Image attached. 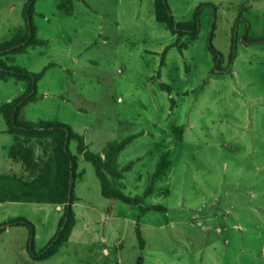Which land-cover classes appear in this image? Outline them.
I'll return each mask as SVG.
<instances>
[{"label": "rangeland", "instance_id": "374dc122", "mask_svg": "<svg viewBox=\"0 0 264 264\" xmlns=\"http://www.w3.org/2000/svg\"><path fill=\"white\" fill-rule=\"evenodd\" d=\"M27 2L0 0V42L25 30ZM167 2L176 25L197 16L194 39L158 20L156 0L36 1L33 22L47 44L10 61L32 74L46 70L38 101L20 119L66 124L93 153L133 137L118 154L123 176L113 184L165 210L141 214L103 197L72 140L83 172L73 206L81 238L35 261L29 227L8 226L0 232V264H264V0ZM28 88L0 80V176L24 173L10 165L15 140L1 110ZM165 152L171 166L153 179ZM64 212L58 204L0 203V224L29 221L39 252ZM112 213L114 220L102 215Z\"/></svg>", "mask_w": 264, "mask_h": 264}, {"label": "trees", "instance_id": "16d2710c", "mask_svg": "<svg viewBox=\"0 0 264 264\" xmlns=\"http://www.w3.org/2000/svg\"><path fill=\"white\" fill-rule=\"evenodd\" d=\"M37 0H28L24 9L26 28L11 40L0 42V80L14 78L18 81H26L28 90L18 99L3 105L2 114L8 122L9 134L14 136L9 158L23 168V174L17 175L14 171L0 176V203H50L64 206L58 230L48 245L39 252L34 250V226L23 218L14 219L6 224L0 225V232L8 226H26L31 231L30 254L35 261L49 259L57 254L71 237L76 218L73 206L76 201L75 187L81 179L83 172L78 173V157L70 152L69 146L72 140L77 141V153L85 161L91 163L96 175L101 182L102 196L122 201L128 205L140 207L145 214L149 211H164L159 205L143 206L142 198L131 197L119 190L113 183L122 179L123 174L118 169V154L133 140L127 138L121 142L107 144L100 153H93L88 149L85 139L76 133L70 126L63 123H51L48 121L27 122L20 119L24 106L37 102L39 99L37 83L42 78L45 70L39 74H32L19 65L11 62V57L24 54L33 46H43L47 42L38 38L37 29L33 22L35 14V3ZM158 20L168 25L174 35H190L194 39L199 33V21L196 16L192 22L175 24L170 13L167 0H156ZM216 54V60L221 63V55L212 48ZM182 134L181 129H176ZM130 164L125 170L130 169ZM171 166L170 154L165 152L161 155L157 170L153 179L166 174ZM154 181L145 191L148 196L154 191ZM71 192V196H70ZM141 247L144 242L140 230H137ZM138 264H142L139 258Z\"/></svg>", "mask_w": 264, "mask_h": 264}, {"label": "crops", "instance_id": "0c3cea01", "mask_svg": "<svg viewBox=\"0 0 264 264\" xmlns=\"http://www.w3.org/2000/svg\"><path fill=\"white\" fill-rule=\"evenodd\" d=\"M10 152V151H9ZM9 161H10V165H11V167L12 168H14V162H12L11 160H10V158H9ZM140 208V207H139ZM141 210V209H140ZM141 212V211H140ZM141 214H143L142 212H141ZM103 215V217H105L106 219L108 218L109 220H114V219H112V218H116V217H114L113 216V213L112 214H110L108 217L106 216V215H104V214H102ZM138 217L140 218V215H138ZM75 218H77V215H76V213H75ZM6 222H8V221H6ZM88 223L89 222H85V225H84V227H86V226H88ZM2 224V223H1ZM0 224V225H1ZM6 224V223H5ZM77 227H78V229H79V227H80V222L78 223V221H77V219H76V223H75V226H74V229H73V231H72V234H71V237H70V239H69V241H68V243L66 244V245H64V246H68V245H70L71 243H74L75 242V239H77V240H79L80 238H81V235H82V232L80 231V230H78L77 229ZM8 227H6V229H7ZM6 231V230H5ZM82 240H86L87 241V239L86 238H83ZM63 246V247H64ZM122 247V245H120V248ZM56 255V254H55ZM55 255H53V256H55ZM52 256V257H53ZM52 257H50V258H52Z\"/></svg>", "mask_w": 264, "mask_h": 264}, {"label": "water", "instance_id": "95a60500", "mask_svg": "<svg viewBox=\"0 0 264 264\" xmlns=\"http://www.w3.org/2000/svg\"><path fill=\"white\" fill-rule=\"evenodd\" d=\"M70 196H71V192H70Z\"/></svg>", "mask_w": 264, "mask_h": 264}]
</instances>
